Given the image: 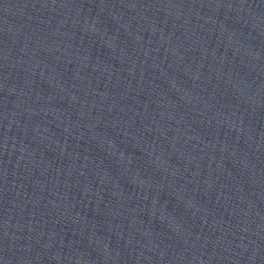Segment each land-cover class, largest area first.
I'll use <instances>...</instances> for the list:
<instances>
[{
  "label": "water",
  "instance_id": "95a60500",
  "mask_svg": "<svg viewBox=\"0 0 264 264\" xmlns=\"http://www.w3.org/2000/svg\"><path fill=\"white\" fill-rule=\"evenodd\" d=\"M0 264H264V0H0Z\"/></svg>",
  "mask_w": 264,
  "mask_h": 264
}]
</instances>
